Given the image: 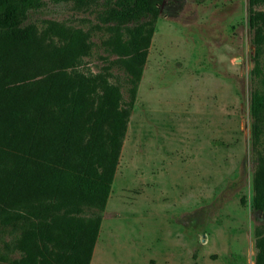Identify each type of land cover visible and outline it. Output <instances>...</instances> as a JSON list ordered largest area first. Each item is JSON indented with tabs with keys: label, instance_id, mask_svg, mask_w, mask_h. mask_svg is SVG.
Here are the masks:
<instances>
[{
	"label": "rangeland",
	"instance_id": "374dc122",
	"mask_svg": "<svg viewBox=\"0 0 264 264\" xmlns=\"http://www.w3.org/2000/svg\"><path fill=\"white\" fill-rule=\"evenodd\" d=\"M104 7L43 0L23 23L70 44L80 72L132 102L106 204L82 207L101 217L90 264H254L264 213L252 208L249 0H163L135 84L116 48L128 30L104 21ZM12 240L0 235L11 258Z\"/></svg>",
	"mask_w": 264,
	"mask_h": 264
},
{
	"label": "trees",
	"instance_id": "16d2710c",
	"mask_svg": "<svg viewBox=\"0 0 264 264\" xmlns=\"http://www.w3.org/2000/svg\"><path fill=\"white\" fill-rule=\"evenodd\" d=\"M82 1V0H80ZM87 1V0H83ZM104 21L128 30L127 72L140 78L163 0H104ZM43 0H0V235L10 264H90L132 102L100 73L76 68L71 45L23 27ZM264 0H249L252 208L264 213ZM134 89L131 97L134 96ZM254 264H264L257 233Z\"/></svg>",
	"mask_w": 264,
	"mask_h": 264
}]
</instances>
